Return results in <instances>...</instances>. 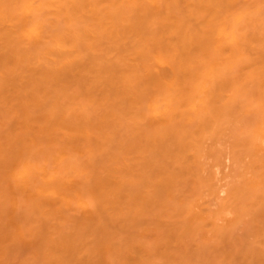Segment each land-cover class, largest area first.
Masks as SVG:
<instances>
[{"label":"bare ground","instance_id":"bare-ground-1","mask_svg":"<svg viewBox=\"0 0 264 264\" xmlns=\"http://www.w3.org/2000/svg\"><path fill=\"white\" fill-rule=\"evenodd\" d=\"M0 264H264V0H0Z\"/></svg>","mask_w":264,"mask_h":264}]
</instances>
